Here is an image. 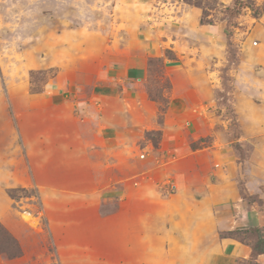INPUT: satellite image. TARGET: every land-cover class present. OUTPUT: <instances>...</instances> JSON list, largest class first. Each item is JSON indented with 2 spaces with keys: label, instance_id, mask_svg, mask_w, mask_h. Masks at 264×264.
<instances>
[{
  "label": "rangeland",
  "instance_id": "374dc122",
  "mask_svg": "<svg viewBox=\"0 0 264 264\" xmlns=\"http://www.w3.org/2000/svg\"><path fill=\"white\" fill-rule=\"evenodd\" d=\"M131 49L153 54L145 84L159 103V125L169 97L183 112L181 127L169 116L165 134L143 132L157 174L138 180L134 201L130 168L100 147L85 155L80 109L64 104L87 98V77ZM146 182L154 187L149 201ZM212 184L235 192L228 206L211 203L215 216L233 218L214 217L206 247L225 237L255 245L258 226H231L237 214L264 216V0H0V264L157 261L136 255L144 213L129 204H170L184 187L182 201L195 209ZM173 224L168 214L161 250L186 246L169 233Z\"/></svg>",
  "mask_w": 264,
  "mask_h": 264
},
{
  "label": "crops",
  "instance_id": "0c3cea01",
  "mask_svg": "<svg viewBox=\"0 0 264 264\" xmlns=\"http://www.w3.org/2000/svg\"><path fill=\"white\" fill-rule=\"evenodd\" d=\"M176 17L180 19L181 16L177 15ZM151 55L153 54L150 50L131 49L127 57H115L106 69H99L93 78L87 77L85 83L90 85L87 98L80 100L77 97L78 94H75L66 99L67 102L64 101V104H68L71 108H75L74 106L77 104V109H80L79 115L84 119L77 130L81 136V140H79V143L83 146L81 150L90 153L85 155L94 157L96 154L101 153L98 152L100 149H97L100 147L103 154L114 157V165L126 163V167L130 168L132 173L130 175L128 173L127 183L135 178L134 181L138 186L135 188L134 193H131L133 201L134 197L137 196L136 191L140 189L141 183L139 184L140 181L138 180L142 178L148 180V178H154L157 174L156 168L149 161L151 159L149 158L150 154L147 155L146 152L154 150V148L151 145L152 142L142 141L143 132L161 129L165 134V125L170 118L169 116H174L173 120L181 127L178 116L183 114L182 111L174 112V97L171 96L169 97L171 99L170 106L165 113L167 115L164 125L163 127L159 125V103L149 96V89L145 84L149 67L147 61ZM180 66H183V64ZM172 73L171 70L169 72L171 77H173ZM50 97L52 98V96ZM56 105L59 106V104ZM174 128L176 129L175 126ZM139 141H142V143H139ZM142 154L144 157H141ZM184 159L186 162H193L194 156H184ZM111 175L117 176L118 174L115 172ZM185 180L183 185L187 187L189 184L187 182L188 178H185ZM141 187V191L146 193V199L154 194L152 191L154 187L151 182H146ZM210 187L211 191L208 196L202 197L195 204V209L189 208L191 205L182 201L181 197L186 193L184 187L183 194L178 195L170 204H165L162 201H150L140 205L132 204L134 202L130 203L131 211H137L140 208L141 212L144 213L141 218L143 222L141 226L145 230V234L141 236L143 241L140 242L141 245L136 255L142 259H157L154 262L149 261L148 264H165L164 260L167 256L175 260L173 264H240L248 262L250 259H253L255 263L264 264V253L254 257L252 246L231 237L223 238L218 248L209 249L206 247L208 241L215 236L213 232L215 228L214 217L224 220L233 218L231 212L228 215L224 214L225 211H221L223 214L215 216L211 203L225 202V205L228 206V202L233 200L235 195V192L229 188L225 190L223 187L213 184ZM242 210L240 207L235 211ZM168 214L174 217V224L171 225L173 228L169 230V233L170 231L176 232L179 240L186 243L184 248L172 252L161 250L159 246L162 240L166 238L165 236L162 238L160 232L164 227L162 224ZM237 215L240 220H236L237 224L231 226L233 229L239 225L244 228L251 225L264 226L263 213L257 212L256 216L249 212ZM231 228L228 227V230ZM165 229L166 227H164V232ZM221 230L217 229L216 234ZM137 242H139V239ZM200 242L205 246L202 251L197 250V245ZM217 251L220 254H217Z\"/></svg>",
  "mask_w": 264,
  "mask_h": 264
},
{
  "label": "trees",
  "instance_id": "16d2710c",
  "mask_svg": "<svg viewBox=\"0 0 264 264\" xmlns=\"http://www.w3.org/2000/svg\"><path fill=\"white\" fill-rule=\"evenodd\" d=\"M202 23H204L203 20H202ZM256 229L261 230L262 234L259 233L258 240H257L256 244L252 246L254 257L260 253H264V231H263L262 227H258Z\"/></svg>",
  "mask_w": 264,
  "mask_h": 264
},
{
  "label": "built area",
  "instance_id": "2783aa9c",
  "mask_svg": "<svg viewBox=\"0 0 264 264\" xmlns=\"http://www.w3.org/2000/svg\"><path fill=\"white\" fill-rule=\"evenodd\" d=\"M141 157H144V155L142 154Z\"/></svg>",
  "mask_w": 264,
  "mask_h": 264
}]
</instances>
